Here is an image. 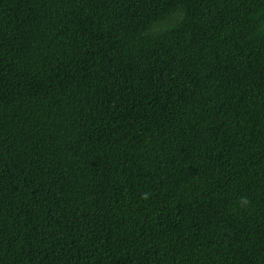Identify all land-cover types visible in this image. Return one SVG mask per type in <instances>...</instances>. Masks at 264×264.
<instances>
[{
	"label": "trees",
	"instance_id": "16d2710c",
	"mask_svg": "<svg viewBox=\"0 0 264 264\" xmlns=\"http://www.w3.org/2000/svg\"><path fill=\"white\" fill-rule=\"evenodd\" d=\"M0 264H264V0H0Z\"/></svg>",
	"mask_w": 264,
	"mask_h": 264
},
{
	"label": "clouds",
	"instance_id": "9594fccd",
	"mask_svg": "<svg viewBox=\"0 0 264 264\" xmlns=\"http://www.w3.org/2000/svg\"><path fill=\"white\" fill-rule=\"evenodd\" d=\"M142 198L143 199H148L149 198V194L148 193H144ZM238 204H239V207L241 209H244V208H247L251 204V200L247 196H242V197L239 198Z\"/></svg>",
	"mask_w": 264,
	"mask_h": 264
}]
</instances>
